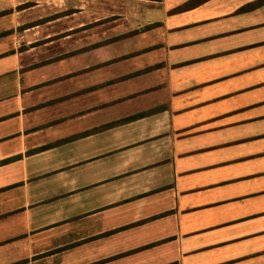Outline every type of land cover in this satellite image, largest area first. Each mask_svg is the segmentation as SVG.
Here are the masks:
<instances>
[{
  "label": "crops",
  "instance_id": "crops-1",
  "mask_svg": "<svg viewBox=\"0 0 264 264\" xmlns=\"http://www.w3.org/2000/svg\"><path fill=\"white\" fill-rule=\"evenodd\" d=\"M190 2L0 0V264H264V0Z\"/></svg>",
  "mask_w": 264,
  "mask_h": 264
},
{
  "label": "trees",
  "instance_id": "trees-1",
  "mask_svg": "<svg viewBox=\"0 0 264 264\" xmlns=\"http://www.w3.org/2000/svg\"><path fill=\"white\" fill-rule=\"evenodd\" d=\"M201 1H203V0H193V2H190V3H188L187 5H193V4H195L196 2H201ZM246 8L248 7V6H245Z\"/></svg>",
  "mask_w": 264,
  "mask_h": 264
}]
</instances>
